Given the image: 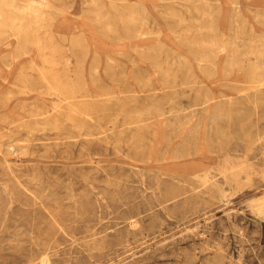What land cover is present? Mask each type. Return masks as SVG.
I'll return each instance as SVG.
<instances>
[{"label": "rangeland", "instance_id": "374dc122", "mask_svg": "<svg viewBox=\"0 0 264 264\" xmlns=\"http://www.w3.org/2000/svg\"><path fill=\"white\" fill-rule=\"evenodd\" d=\"M44 2L0 27V264H264V0Z\"/></svg>", "mask_w": 264, "mask_h": 264}, {"label": "bare ground", "instance_id": "6f19581e", "mask_svg": "<svg viewBox=\"0 0 264 264\" xmlns=\"http://www.w3.org/2000/svg\"><path fill=\"white\" fill-rule=\"evenodd\" d=\"M113 1V0H112ZM188 1V0H187ZM95 2H96V0H95ZM207 2V1H206ZM89 3V2H88ZM110 3V2H109ZM198 3V2H197ZM204 3H205V1H204ZM111 4H112V2H111ZM196 4V3H195ZM143 5V4H142ZM141 5V7H143ZM205 5H206V3H205ZM94 6V5H93ZM120 7V6H119ZM118 7V8H119ZM145 7V6H144ZM197 7V6H196ZM43 8H45V2H44V0H5V5L4 6H0V27L2 28H5V29H7L8 31L6 32V33H8L9 32V34H11V36L12 37H14L15 36V34H17V32L15 31V29H13L12 27H10L9 28V26H7V25H5L4 24V22L2 21V20H5V17L7 16V15H9L8 13L10 12V10H12V13H13V10L15 11H25V12H27L28 14H36L37 15V12H39V11H41V10H44ZM92 8V7H91ZM90 8V9H91ZM114 8V7H113ZM116 8V7H115ZM198 8V7H197ZM196 8V9H197ZM147 9V8H146ZM145 9V10H146ZM203 9V8H202ZM101 10V9H100ZM117 10V9H116ZM142 10H144L143 8H142ZM45 11V10H44ZM204 11H206V9L204 10ZM203 11V12H204ZM101 12V11H100ZM143 12V11H142ZM207 12V11H206ZM205 12V13H206ZM20 13V12H19ZM44 13V12H43ZM114 13V12H113ZM137 13V12H136ZM15 14V13H14ZM133 14V13H132ZM204 14V13H203ZM202 14V15H203ZM45 15V14H44ZM141 14H139V16H140ZM148 15V14H147ZM171 15V14H170ZM176 15V14H175ZM207 15H209V14H207ZM28 16V15H27ZM34 16V15H33ZM38 16H40V15H38ZM37 16V17H38ZM120 16V15H119ZM130 16V15H129ZM149 16V15H148ZM148 16H147V18H148ZM212 16V15H211ZM36 17V16H35ZM44 17V16H43ZM46 17H48V16H45V18ZM90 17H91V19L92 20H103L105 17H103L99 12H95V11H92V9H91V15H90ZM142 17H143V15H142ZM204 17V16H203ZM205 17H207L208 19H209V17L210 16H206L205 15ZM31 18V17H30ZM41 18V17H40ZM44 18V19H45ZM132 18V17H131ZM145 18H146V16H145ZM110 19V18H109ZM205 19V18H204ZM9 20H12V23H14V20H23L22 18H20V17H18V16H16V14L15 15H10V17H9ZM24 20H25V18H24ZM31 20H33V18L31 19ZM31 20H29L28 22H30ZM38 20V19H37ZM107 20H108V18H107ZM132 20V19H131ZM138 20V19H137ZM148 20V19H147ZM207 20V19H206ZM205 20V21H206ZM105 21V20H104ZM111 21V20H110ZM134 21V20H133ZM199 21V20H198ZM17 22V21H16ZM32 22V21H31ZM37 22V21H36ZM43 22V21H42ZM103 22V21H102ZM107 22H109V21H107ZM201 22V21H200ZM204 22V21H203ZM23 23V22H22ZM27 23V22H26ZM38 23V22H37ZM40 23V22H39ZM209 23H211V21L209 22ZM19 24V23H18ZM21 24V23H20ZM201 24H203V23H201ZM82 25H83V22H82ZM111 25V24H110ZM146 25H148V24H146ZM146 25H145V27H146ZM200 25V24H199ZM203 25H205V24H203ZM19 26V25H18ZM26 26V25H25ZM211 26V25H210ZM20 27V26H19ZM254 27V26H253ZM23 28V27H22ZM21 28V29H22ZM28 28V27H27ZM91 28V27H90ZM113 28V27H112ZM117 28V27H116ZM210 28V27H209ZM25 29V28H24ZM86 29H88L89 30V28H87L86 27ZM109 29V28H108ZM121 29H122V27H121ZM203 29V28H202ZM212 29V28H211ZM214 29V28H213ZM115 30V29H114ZM167 30V29H166ZM22 31V30H21ZM87 31V30H86ZM90 33H94V31L92 30V28L90 29ZM112 31V30H111ZM119 31H120V29H119ZM140 31V30H139ZM214 31V30H213ZM212 31V32H213ZM238 31V30H237ZM236 31V32H237ZM240 31V30H239ZM117 32V31H116ZM122 32V31H121ZM151 32V31H150ZM201 32V31H200ZM199 32V33H200ZM4 32H2V31H0V37L2 36V34H3ZM98 33V32H97ZM104 33H106V31H104ZM114 33V32H113ZM146 33V32H145ZM215 33V32H214ZM95 34V33H94ZM138 34V33H137ZM137 34H135V36L137 35ZM152 34V33H151ZM150 34V35H151ZM197 34H198V32H197ZM26 35V34H25ZM24 35V36H25ZM107 35V34H106ZM115 35V34H114ZM133 35H134V33H133ZM146 35V34H145ZM204 35V34H203ZM5 36V34L3 35V37ZM7 36H9V35H7ZM75 36H77V35H75ZM110 36H112V35H110ZM110 36H108V37H110ZM215 36H217V35H215ZM6 37V36H5ZM5 37H4V39H5ZM10 37V36H9ZM147 37V36H146ZM149 37V36H148ZM210 37V36H209ZM218 37V36H217ZM232 37V36H231ZM35 38V37H34ZM36 38H38V37H36ZM76 38V37H75ZM91 38V37H90ZM205 38V37H204ZM220 38V37H219ZM218 38V39H219ZM221 38H222V36H221ZM10 39V38H9ZM26 39H28L27 37H26ZM38 39H40V38H38ZM109 39V38H108ZM119 39H120V37H119ZM122 39V38H121ZM130 39V38H129ZM183 39V38H182ZM198 39V38H197ZM229 39V38H228ZM2 40V39H1ZM0 40V41H1ZM21 40V39H20ZM23 40V39H22ZM21 40V41H22ZM37 40V39H36ZM127 40V39H126ZM184 40V39H183ZM187 40V39H186ZM221 40V39H220ZM19 41V40H18ZM20 41V42H21ZM185 41V40H184ZM194 41H195V38H194ZM197 41V40H196ZM212 41V40H211ZM14 42V41H13ZM12 42V40H11V43H13ZM41 42V41H40ZM123 42V41H122ZM128 42V41H127ZM181 42V41H180ZM187 42H189V41H187ZM186 41H185V43H187ZM193 42V41H192ZM209 42H210V39H209ZM208 42V43H209ZM215 42V41H214ZM218 42V41H217ZM223 42V41H222ZM227 42V41H226ZM25 43V40H24V42H23V44ZM48 43V42H47ZM104 44H105V42H103ZM102 43V44H103ZM120 43V42H119ZM183 43V42H182ZM184 43V44H185ZM198 43V42H197ZM211 43V42H210ZM229 43V42H228ZM18 44H19V42H18ZM39 44V43H38ZM42 44V43H41ZM40 44V45H41ZM73 44V43H72ZM124 44V43H123ZM130 44V43H129ZM192 44V43H191ZM207 44V43H206ZM219 44V43H218ZM222 44V43H221ZM234 44H235V42H234ZM237 44V43H236ZM36 45V44H35ZM46 45V44H45ZM48 45V44H47ZM117 45V44H116ZM119 45V44H118ZM179 45V44H178ZM185 45H188V44H185ZM264 45V44H263ZM29 46V45H28ZM27 46V47H28ZM38 46V45H37ZM106 46V45H105ZM121 46V45H120ZM130 46V45H129ZM181 46V45H180ZM191 46V45H190ZM193 46V45H192ZM191 46V47H192ZM213 46V45H212ZM215 46H216V44H215ZM89 47V46H88ZM94 47V46H93ZM198 47H199V45H198ZM219 47V46H218ZM228 47V46H227ZM230 47V46H229ZM233 47H234V45H233ZM255 47V46H254ZM263 47V46H262ZM12 48V47H11ZM19 48H21V47H19ZM22 48H24L23 46H22ZM207 48V47H206ZM205 48V49H206ZM256 48V47H255ZM17 49V48H16ZM27 49V48H26ZM75 49H76V47H75ZM92 49V48H91ZM208 49V48H207ZM216 49V48H215ZM217 49H220V48H217ZM233 49V48H232ZM250 49V48H249ZM20 50H22V51H20V52H22V53H26L27 51H25V49H20ZM24 50V51H23ZM78 50V49H77ZM221 50V49H220ZM239 50V49H238ZM258 50V48L256 49V51ZM264 50V49H263ZM84 51V50H83ZM206 51V50H205ZM209 51V50H208ZM233 51V50H232ZM237 51V50H236ZM246 51V50H245ZM251 51V50H250ZM15 52V51H14ZM93 51H91V53H92ZM120 52H122V51H120ZM213 52H214V50H213ZM218 52V51H217ZM229 52H231V51H229ZM228 52V53H229ZM252 52V51H251ZM264 52V51H263ZM12 53V52H11ZM80 54L82 53V51L81 52H79ZM79 53H77V54H79ZM207 53H211V50L209 51V52H207ZM13 54V53H12ZM88 54V53H87ZM89 54H90V52H89ZM197 54H199L198 52H197ZM214 54V53H213ZM235 54H237V53H235ZM235 54L233 53V54H231L230 56L231 57H235ZM246 54V53H245ZM252 54V53H251ZM259 54H261V53H259ZM219 55V54H218ZM1 56H3V55H1ZM6 56H8V55H6ZM6 56H5V58H6ZM211 57H213V55H210ZM259 56V55H258ZM93 57V56H92ZM12 58V57H11ZM14 58V57H13ZM113 58V57H112ZM206 58V57H205ZM217 58H219V57H217ZM258 58V57H257ZM2 59V58H1ZM15 59V58H14ZM86 59V58H85ZM99 59V58H98ZM101 59V58H100ZM216 59V58H215ZM230 59V58H229ZM236 59V58H235ZM260 59V58H259ZM103 60V59H102ZM101 60V61H102ZM201 60V59H200ZM263 60V59H262ZM94 61H95V59H94ZM107 61H109V60H107ZM106 61V62H107ZM116 61V60H115ZM205 61V60H204ZM211 61H213V60H211ZM6 62H7V64L8 65H10L11 67H13V68H15V63H16V60H15V62H12V61H10V57H7V60H6ZM78 62H80V61H78ZM84 62V61H83ZM99 62V61H98ZM104 62H105V60H104ZM105 62V63H106ZM201 62V61H200ZM207 62V61H206ZM229 62V61H228ZM228 62H227V64H228ZM233 62H234V60H233ZM209 63V62H208ZM211 63V62H210ZM212 63H214V62H212ZM79 64V63H78ZM81 64V63H80ZM91 64H93V63H91ZM99 64V63H98ZM113 64V63H112ZM112 64H111V66H112ZM264 64V63H263ZM1 65H2V63H1ZM3 65H4V63H3ZM97 65V64H96ZM95 65V66H96ZM114 65V64H113ZM108 66H109V64H108ZM6 67V66H5ZM97 67V66H96ZM99 67H100V65H99ZM213 67V66H212ZM259 67V66H258ZM1 68V67H0ZM94 68V67H93ZM203 68V67H202ZM206 68V67H205ZM204 68V69H205ZM208 68V67H207ZM8 69V68H7ZM9 69H11V68H9ZM8 69V70H9ZM190 69V68H189ZM227 69V68H226ZM82 69H80V71H79V69H78V71H77V74H76V76H75V78L71 81V82H69V83H66V84H62V86L60 85V86H57V85H54V87H56V88H59V89H61V90H63L62 91V93L64 94V99H66V104L65 105H69L70 106V110H72V111H74V112H76V113H78L79 115H82V118L83 119H91V120H93L94 118L92 117V114H93V111H92V109L89 107V108H81V107H79V106H77V103H76V101L75 100H73L76 96H77V93L79 92V91H81V96L82 97H85V96H89V97H91L92 96V94L90 93V91H89V89H88V86L85 84V78H84V74H82V71H81ZM107 70V69H106ZM261 70V69H260ZM2 71H3V67H2ZM1 71V72H2ZM10 71V70H9ZM5 72H7V70L5 71ZM12 72H14V70L12 71ZM204 72V71H203ZM213 72V71H212ZM256 72V71H255ZM262 72V71H261ZM214 73V72H213ZM212 73V74H213ZM10 74V73H9ZM98 74V73H97ZM206 74V73H205ZM3 75V74H2ZM210 75V74H209ZM225 75V74H224ZM223 75V76H224ZM261 75V74H260ZM7 76V75H6ZM96 75H93V76H91V80L96 84L97 82H98V78H96L95 77ZM190 76V75H189ZM188 76V77H189ZM192 76V75H191ZM98 77V76H97ZM260 77V76H259ZM264 77V76H263ZM3 78V77H2ZM5 78V77H4ZM7 78V77H6ZM185 78V77H184ZM196 78V77H195ZM195 78L193 79V80H195ZM184 80H186V79H184ZM259 80V79H258ZM196 81V80H195ZM185 82V81H184ZM263 82V81H262ZM99 83V82H98ZM189 83H190V81H189ZM84 86V87H82V86ZM185 85H186V83H185ZM184 85V86H185ZM192 85H193V83H191L190 84V86L192 87ZM195 87V86H194ZM185 88V87H184ZM194 89V88H193ZM197 89V88H196ZM182 90V89H181ZM185 89H183L181 92H183ZM83 91V92H82ZM180 91V90H179ZM197 91H198V89H197ZM203 91V90H202ZM190 92V91H189ZM80 93V92H79ZM198 93V92H197ZM205 93V92H204ZM210 94H212V93H210ZM35 95V94H34ZM80 95V94H79ZM179 96V95H178ZM196 96H197V94H196ZM205 95L203 94V97H204ZM206 96H207V94H206ZM177 98V97H176ZM197 98H199V97H197ZM197 98H196V100H197ZM175 99V98H174ZM173 99V100H174ZM195 99V98H194ZM207 100V99H206ZM205 99H204V101H203V99H202V102L201 101H195V102H193V103H191V105L189 104L188 106L189 107H192V109L194 110L193 111V113L194 112H197V113H199L200 114V112L202 113V111L205 109V107H206V101ZM210 100V99H209ZM216 100V99H215ZM214 100V101H215ZM75 101V102H74ZM218 101V100H217ZM217 101H216V103H217ZM192 102V101H191ZM208 103V102H207ZM215 103V102H214ZM177 104H179V103H177ZM217 105V104H216ZM52 107V106H51ZM187 106H184V104L183 105H178V106H170V108H169V119H171L172 117H175L176 115H178V113L180 114V112H182V111H184V109L186 108ZM212 108H213V106H212ZM216 108V107H215ZM191 109V108H190ZM218 109V108H217ZM157 110L159 111V113L160 114H163V111H162V109H158L157 108ZM188 110V109H187ZM192 111V110H191ZM143 112V111H142ZM185 112V111H184ZM187 112V111H186ZM219 112V111H218ZM192 113V112H191ZM191 113H190V115H191ZM192 113V114H193ZM195 114V113H194ZM219 114H220V112H219ZM189 115V116H190ZM198 115V114H197ZM215 115H216V112H212L211 113V116L212 117H215ZM193 116V115H192ZM199 116V115H198ZM219 116V115H218ZM178 117V116H177ZM182 117V116H181ZM186 117V119L188 120V118H187V116H185ZM184 117V118H185ZM194 117V116H193ZM180 119V118H179ZM190 119V118H189ZM176 120V119H175ZM183 120V119H182ZM97 121H98V119H97ZM199 121V120H198ZM209 121H211V120H209ZM216 122H217V120H215ZM214 121V122H215ZM99 122V121H98ZM175 122H178V120L177 121H175ZM184 122H187V121H184ZM188 122H190V120L188 121ZM93 123V122H92ZM95 123V122H94ZM197 123V122H196ZM188 124V123H187ZM97 125V124H96ZM183 125H185V128H186V124H183ZM216 125V124H215ZM175 126V125H174ZM182 126V125H181ZM211 126H212V124H211ZM211 126H210V129H211ZM175 128V127H174ZM209 128V127H208ZM189 129V128H188ZM190 130V129H189ZM176 130H174V132H175ZM182 131H183V129H182ZM195 131V130H194ZM176 134V133H175ZM195 134H197V133H195ZM195 138V137H194ZM211 139V138H210ZM184 140V139H183ZM180 143H182V142H180ZM70 206V205H69ZM95 208V207H94ZM84 255V254H83ZM85 259V258H84ZM48 261V257L47 256H44V257H42V259H41V262H47ZM39 262V261H38Z\"/></svg>", "mask_w": 264, "mask_h": 264}]
</instances>
